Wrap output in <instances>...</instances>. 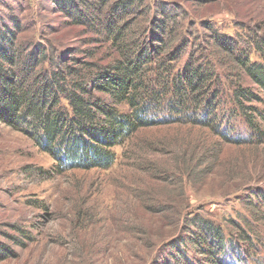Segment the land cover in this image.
Returning <instances> with one entry per match:
<instances>
[{
    "label": "rangeland",
    "instance_id": "rangeland-1",
    "mask_svg": "<svg viewBox=\"0 0 264 264\" xmlns=\"http://www.w3.org/2000/svg\"><path fill=\"white\" fill-rule=\"evenodd\" d=\"M82 2L98 6L100 0H0V33L14 36L15 65L8 67L17 71L33 53L31 78L57 70L67 72L68 82L154 42L164 46L154 60H165L172 73L190 58L211 60L222 79L220 105L230 108L239 70L231 69L213 36L248 48L251 37L264 35V0H104L99 9L85 10L112 17L110 32L74 18ZM157 65H149L150 74ZM251 104L261 112L253 127L264 133V98ZM217 117L212 125L175 117L140 128L113 148L107 169L60 168L31 137L0 119V264H173L176 245L189 258L197 255L188 240L193 220L203 218L225 234L228 220L253 224L244 200L251 189H264V140H250L255 133L240 113L229 123ZM260 223L250 225L256 248L241 264H264Z\"/></svg>",
    "mask_w": 264,
    "mask_h": 264
},
{
    "label": "trees",
    "instance_id": "trees-1",
    "mask_svg": "<svg viewBox=\"0 0 264 264\" xmlns=\"http://www.w3.org/2000/svg\"><path fill=\"white\" fill-rule=\"evenodd\" d=\"M102 3L104 0H100L98 6L83 3L84 10L74 12L73 16L90 24L96 21L99 27L110 32L115 25L112 17L99 19L85 13L91 7L99 9ZM126 5L122 4L121 8ZM120 35L118 30L114 38ZM11 36L10 39L0 33V42L4 43V48L0 43V119L31 137L42 151L57 159L60 168L107 169L115 160L113 148L116 145L140 128L175 117L212 125L219 119L218 115L226 116L229 123V117L240 113L255 133L250 140H264V133L253 127V117L261 112L251 104L264 98V62L258 61L264 59L263 34L251 37L248 48L236 45L231 37L213 36L215 43L228 52L231 69L239 70V81L230 86V108L220 105L222 79L207 58H190L182 70L172 73L165 60H154L156 50L164 46L151 42L135 50H125L121 55L123 59L100 67L92 77L67 82V72L50 70L31 78L30 70L36 63L33 53L17 71L8 67V64L15 65L12 33ZM17 56V61H21ZM151 63L158 64L153 75L149 72ZM74 71L70 68L68 75L73 76ZM241 78L248 79L256 88L245 86ZM93 91L102 93L106 99L95 97ZM121 106L126 109L121 110ZM158 113H167L170 118ZM173 115L175 117H171ZM229 131L231 133V129ZM236 140L244 139L237 137ZM245 198H248L244 202L252 223L257 225L264 221V189H251ZM241 219V224L228 220V234L203 218L193 220L192 226L196 229L188 240L193 242L191 246L196 247L197 255L189 258L173 245V264L243 263L246 255L256 248L253 244L256 232L250 226L253 224L247 225L250 222L247 218ZM258 240L255 237V241ZM198 255L202 258L197 259Z\"/></svg>",
    "mask_w": 264,
    "mask_h": 264
}]
</instances>
